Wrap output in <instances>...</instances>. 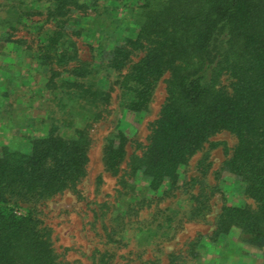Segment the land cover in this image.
Here are the masks:
<instances>
[{"label":"trees","instance_id":"16d2710c","mask_svg":"<svg viewBox=\"0 0 264 264\" xmlns=\"http://www.w3.org/2000/svg\"><path fill=\"white\" fill-rule=\"evenodd\" d=\"M103 1L0 3L6 43L23 48L48 93L46 133L0 146V264H72L41 208L67 192L81 198L95 125L116 110L142 118L160 82L164 100L145 140L129 139L119 123L103 140V171L116 183L114 200L94 214L104 247L93 264H116L135 240L144 248L137 264H163L179 231L208 221L218 192L206 181L209 153L223 132L235 144L224 148L222 169L235 177L242 202L222 200L207 241L227 243L236 229L241 243L264 252V0H138L122 16L120 0ZM169 199L176 203L161 207ZM204 242L197 234L167 254L169 263L201 264Z\"/></svg>","mask_w":264,"mask_h":264},{"label":"rangeland","instance_id":"374dc122","mask_svg":"<svg viewBox=\"0 0 264 264\" xmlns=\"http://www.w3.org/2000/svg\"><path fill=\"white\" fill-rule=\"evenodd\" d=\"M120 1L118 9L120 16L125 13L126 5H135L136 2H140L138 0ZM110 2V0L103 1L102 4L109 5ZM0 3H5V0H0ZM5 16L7 14L0 6V17ZM5 33L6 29H0V146L5 144L27 145L33 138L41 137L47 131L42 107L48 93L41 89L43 80L35 64L27 57L23 48L6 43ZM22 35L18 32L13 39L21 38ZM82 41L94 48L97 46V41L93 38L83 36ZM84 55H89L87 50ZM164 96V84L160 82L150 110L142 118L133 112L121 113L116 110L108 121L95 125L92 131L94 144L90 151L89 175L79 186L82 192L81 198L67 192L42 206L43 219L53 229L55 247L67 262L93 264L92 255L97 249L104 247L101 239V220H96L94 214L100 213L101 204L114 200L116 183L114 177L103 171L101 149L104 138L114 130L115 124L119 123L129 139L144 141L148 134L147 123L155 119ZM114 107H116L115 104ZM212 141L221 143L209 153L211 166L206 178L207 184L217 185L218 188L217 194L211 201L213 212L208 215V221L188 224L179 231L175 238L165 245L162 263L170 264L167 254L180 249L185 242L200 234L205 240L198 248L201 264H264L263 250L241 243L236 229L228 235L230 241L227 243L212 244L207 241V236L212 231L211 221L218 212L222 200L225 199L229 205L242 202L235 177L222 169V163L225 160L224 148L233 147L235 139L229 133L223 132L214 137ZM201 155L200 153L192 158L188 176L196 174L195 167ZM99 178L102 179L100 183H98ZM144 185L143 182L138 184L139 191ZM183 197L184 195L182 199ZM172 203L176 202L169 199L161 204V207ZM180 204L185 206V200ZM19 212L23 211L19 210ZM143 249L141 243L136 240L131 241L128 247L119 252L116 264H123L122 256L129 253L130 264H137L135 260ZM145 256H151V254H144L143 257Z\"/></svg>","mask_w":264,"mask_h":264}]
</instances>
